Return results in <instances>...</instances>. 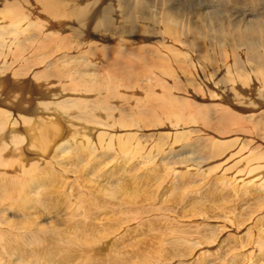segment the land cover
<instances>
[{
    "label": "bare ground",
    "instance_id": "1",
    "mask_svg": "<svg viewBox=\"0 0 264 264\" xmlns=\"http://www.w3.org/2000/svg\"><path fill=\"white\" fill-rule=\"evenodd\" d=\"M157 2V0H0V251L3 253L0 254V264H133L135 260L138 263L142 262L141 264H164L167 259L171 262L177 256L192 255L197 246L217 240V232L223 227L225 229L227 223H240L243 201L249 203L251 209L246 217L257 213L255 209H258L261 212L257 213L255 223L262 222L264 226V149H257L261 143L249 146L253 141H242L243 138L238 134L245 131L248 122L245 124L242 119L244 116L233 113L229 111L230 109L223 110L224 105L219 106L222 107L220 110L225 111L222 118L218 120L214 118L216 121L214 122L220 121L221 130L217 132L220 135H227L219 136L220 138L216 140L213 136L214 139L209 142L210 151L213 157L217 158L216 156L219 157L221 154H228V149L233 147L232 150L238 148L236 152H241L243 156L234 160L232 170H229L230 167L223 169L230 178L226 180L212 178L215 182L213 181L209 187L210 195L206 200L196 195L192 198L191 207L184 209L182 195L185 193L175 192L169 202L163 194L158 196L164 205L163 207L160 205L162 207L160 209L158 205V208L146 205L145 202L151 201L152 185L161 175L145 170L141 173L144 161H139L135 165L129 164L127 167L131 152L136 150L134 145L139 147L138 152L144 150L140 143L141 139L138 138L140 142L134 141L140 127L146 126L147 129L148 125H160L162 122L164 124L166 120L165 123H169L175 129L179 126L184 128L188 123L198 122L197 115H207L205 111L207 105L193 110L191 109L193 103L190 105L188 101L180 102L179 96L176 99L170 92L175 85H168L169 83L164 81L165 76L168 78H171L169 75L177 78L179 76L181 78L179 80L185 81L186 86L192 91L197 89L203 93L210 87L213 92L211 91V95L207 97L214 96L213 93L219 91H215L217 82L208 84L205 80L207 84L203 83L199 76L197 78L198 74L196 77L191 76L193 69L190 70V67L189 70L186 69L184 60L190 65L192 61L194 62L187 58L190 54L189 44L187 40L177 36L178 34L175 35L176 29L173 21L169 20L167 11L161 10V6L156 7L158 9L153 8ZM192 31L194 32V29ZM249 32L246 31L242 36ZM172 35L176 36L177 46L169 43V40L173 39ZM253 35L251 37L256 34ZM201 50L200 56L205 53L202 51L200 54ZM210 51L208 52L212 55V50ZM190 52L194 55L191 49ZM182 57L185 59L182 60ZM211 61L208 62L211 64ZM198 63L196 62L200 68ZM225 63L224 66H227V62ZM173 64L174 66L176 64L175 69ZM263 64L259 62L249 67L246 61V66L249 67L247 72L243 66L245 73H237L238 68L237 70L233 68L236 71L230 69L227 71L228 74L224 73L227 77L225 86L231 94L226 92L229 94L228 98L232 96L231 102L241 103L250 92L264 91ZM193 67L196 69V65ZM211 74L216 76L214 73ZM173 78L172 76L171 79ZM195 78L200 82L195 84L197 82ZM189 94L194 96L193 93ZM220 94L223 92L219 93V99L224 98L220 97L222 96ZM185 105L191 106L190 109ZM154 109L164 113L166 111V118H160L157 114L159 112L154 113ZM208 116L207 119H210ZM261 119L264 123L263 117ZM254 122L259 125L256 119ZM209 124L207 122L206 125L211 128ZM130 129L133 131L129 132ZM262 130L260 133H264ZM175 131L173 130L172 136L176 139L172 141L176 144L187 135ZM169 134L166 132L163 137L164 135L169 137ZM245 134L252 136L246 132ZM216 135L218 137V134ZM255 137L261 140L259 136ZM160 138L162 137L157 138L159 142ZM192 139H189L190 142ZM184 142L186 141L182 143ZM149 145L151 147L153 144ZM229 154L231 156L228 157L235 156ZM108 156L111 158L106 161ZM109 161L112 162L111 165L116 166V170L122 172L118 170L116 172L110 165L104 170ZM217 165L211 166L210 169ZM101 169L103 171L99 174ZM178 169L180 170L179 167ZM131 170H137L139 175L134 176L137 173L134 172L133 175ZM182 171L184 170L179 172ZM71 172H77V175L69 181L67 174ZM115 175L119 179L112 183L111 177ZM206 176L208 177L207 174ZM100 178L103 180L100 181ZM165 178L167 179L166 176ZM73 180L80 188H77L72 199L67 200L66 190L71 189ZM188 181L189 178L187 181L186 178L183 180L185 183ZM183 182L181 179L180 184L187 185ZM193 182L196 184L194 179ZM184 185L182 187L186 188ZM187 188L182 189L187 191ZM7 210L19 213L20 218L18 216L13 218L16 213L6 216L9 212ZM170 213L178 217L200 216L205 219H219L221 224L214 227L217 229L202 227L200 224L186 232L183 226L175 221L177 218L170 217ZM49 214L55 215L56 219L45 222L39 220L41 216L46 217ZM157 214L162 215L156 216ZM132 223L134 225L131 226ZM240 226L242 225L237 228ZM263 226L259 228L256 226L259 232L264 233ZM251 227L252 225L250 229ZM131 230L137 231V234L142 231V237L134 236L135 241L131 239V242L128 241L127 235ZM186 234H194L195 237L192 236L191 239L184 237ZM169 237L172 239L165 240ZM253 240L254 247L250 249H244L249 240L239 244V248L233 246V249L239 251V254L233 256L234 259L250 256L252 252L256 255L254 258L259 259L260 253H264V235L260 233ZM196 253L203 255L205 252ZM4 254L6 259H3Z\"/></svg>",
    "mask_w": 264,
    "mask_h": 264
},
{
    "label": "rangeland",
    "instance_id": "2",
    "mask_svg": "<svg viewBox=\"0 0 264 264\" xmlns=\"http://www.w3.org/2000/svg\"><path fill=\"white\" fill-rule=\"evenodd\" d=\"M102 1H104V0H102ZM157 1H158L157 2L158 4L155 5V6H153V8H156L158 6H161V10H163L164 12L167 11L166 14L167 15L169 14L168 15L170 17L169 20L171 19V22L173 21L172 22L173 23V26L176 29V34L175 35L178 34L177 36H179V37L181 36L182 39L187 40V44H189L188 47H190V48H189V51L188 52L190 54L187 55V58H189V59L191 58V61L194 60V62L192 61V63H191L192 65H190V63L187 64L185 62L186 60H184L185 58L183 59V57H182L181 59L184 60V66L185 67L187 66L186 69L189 70V67H190V70L193 69V75H191V76L192 77H196V74H198L197 75V78L200 77L199 80H201V82H203V83H206L207 84V82H208V84H209V82H210V84H213L214 81L217 82L218 85L216 84L217 86H216L215 91L216 90H219V91H217L218 93L217 92L216 93L215 92L213 93L214 96L217 95V97H214V96L207 97L210 93L213 92V90L210 87H208L206 91H203V93H202V91L199 92L197 89L194 90V91H192V90H190L186 86L187 83L185 81L179 80V79H181V78H179V76L177 78L176 76L172 75L175 78V79L173 78L174 80L171 79L172 76H170V75H169V77H171V78H168V76H165L164 81H166V83H169L168 85H170V86H172L173 84L175 86L177 85L176 87L173 85L174 87H172L170 89V92L173 93L172 95L175 96L176 99L179 96L178 98L180 99V102H182V101H188V103L190 105H192V103H193V105H192L193 108L190 106L191 109H193V110H195L197 107H200V106L205 107L207 105L206 107H208L209 103L212 105V107L210 108L211 105H209V108L208 109H206V107H205V111L207 113L206 116L204 115L205 117L204 116H201V115H197V119L196 120L198 122H196V121H195V123L191 122L192 124L191 123H188V124H186V127H184V128H182L181 126H179L176 129L174 127H171L169 125V123H165L166 120L164 118H166V113L167 112L165 111V113H164V111H159V110L155 111V109H156L155 108L154 109V111H155L154 113L159 112L157 114L159 115L160 118L161 117H164L163 118V121L165 120V122H164V124L162 122V124H160V125H157L156 124L155 126H154V124H153V126H149L148 125L149 127L147 126V129H146V126L145 127H140L141 129L138 128L141 131L139 130V131L136 132V135L139 136V137H135L136 136L135 135L134 136V141L137 140L138 142H140L139 139H141V142L140 143H142V147H143L144 150H141V151L138 152V150H139L138 148L139 147L137 148V146H135L136 145L135 144L134 145V148L136 147V150L135 151H137V152H135L134 150L131 152V154H130L131 159H130V161L127 162V164H128L127 167L130 166L129 164L135 165L139 161H144V164L142 165V168L140 170L141 173H142V170H145V171H148L149 173H152V174H154V173L157 172L158 175H161L156 180V183L158 185L155 182L153 183V185H152L153 187L151 188V192H152L151 198L152 199L150 198V200H151V201H149L150 203L149 202H145L146 205H150V206L155 207V208H158V206H159L158 209H160L164 205H162V202H161L162 199H161V201L158 199L159 198L158 197L159 195L163 194V197L166 198V200L169 202L170 198L173 197V195L175 194V192L176 193L177 192H181L182 194L185 193L184 196L182 195V200L184 201L183 203H185V205L183 204L185 206L184 209H186V208H190L191 207L190 204H191L192 198L194 196H196V195L201 196V198H203L204 200H206L208 198V196L210 195V193H209V187H211L212 186V183L215 182L214 181L215 178H217L215 180H218V179L226 180L227 178H230V176L226 172H224L223 169L226 168V167L227 168L230 167L229 170H232L234 168L233 167L234 160L237 159V158H239L241 155L243 156V154H241V152H238V153L236 152V150L238 148L235 149V150H232L233 147L232 148L230 147L228 149L229 150L228 151V154L225 153V155L221 154L219 157L216 156L218 159L215 158V157H213L212 152L210 151V143L209 142H211L212 139L215 138V140H216V139L220 138L219 136H223V135L225 136V135H227V134L220 135L218 133L219 132V129H220L219 126H221L219 124L220 121H217V123H218L217 124V123H215L216 121L214 120V118H216V120L222 118V116H223V114L225 112V111L223 112V110H226L227 111V110L230 109L229 111H231L233 113L236 112L237 114H239L241 116H244L242 118L243 121H244V123L245 124H246V122H248V123H247V125L244 124L246 126L244 128L245 131L239 130L243 134L240 133L238 135L240 136V138H243L242 141H244V140H250V141H253L254 142V143L253 142L252 143L250 142L249 143V146H251V145L252 146H256L257 144H260L261 143L259 145V148H257V149H260V148H261V150H262V148L264 149V141H263L264 140V133H260L261 132L260 130H262L264 128V126L262 125L264 123H263V121L261 119L263 117V120H264V104H263V102H264V94H263L264 91L262 93L252 91V92H250V94H248L243 99V101L241 103H239V102L238 103H233V101L231 102V97L232 96H230V98H228L229 97V94H231V93H230L229 89L227 88V86H225V79L227 77H226V75H224L225 72L228 74L227 71H229L230 69H231V71L232 70L236 71L237 68H238L237 73H239V72L245 73L244 71L246 70V72H247L248 68L251 67V66H253V64L254 65H257V64H259V62L260 63L261 62L264 63V58H263L264 57V54H263L264 52H262V51H264V0H157ZM156 9H158V8H156ZM197 17H199V18H197ZM178 22H181V23H178ZM176 23H177V26H176ZM181 25H183V26H181ZM245 27H247V30H245ZM193 29H194V32L192 31ZM259 29H260V31H259ZM177 30H179V31H177ZM255 30H257L259 32L255 31ZM196 31L197 32H200V33L197 34ZM246 31L249 32V33H246L244 36H242ZM179 32H181V33H179ZM183 33H186V34H183ZM253 33H254V35L256 34L255 35L256 37L253 35ZM114 34H116V33L114 32ZM189 34H193V35L191 36ZM175 35L174 36L172 35L173 39H170L171 41L169 40V43H174L177 46V43L178 42L175 39L176 38ZM251 35H253L254 37H251ZM257 35H258V37H257ZM194 36H197V37H194ZM189 37H191V38L189 39ZM192 37L195 38L196 40L195 39L193 40ZM204 37H206V38H204ZM199 41H202V43H200ZM254 41H256V43H258L259 46H258V44L254 43ZM207 43H208V45H207ZM194 44L197 45V46H194ZM199 47H201L202 50ZM208 47L209 48L211 47L210 50H212V53H213L212 55L209 53L211 51L208 50L209 49ZM247 47H249V48H247ZM251 47H252L253 50H255L254 52L252 51ZM195 48H197V50ZM223 48H224V51H222ZM190 49L194 52V55L191 54L192 52H190ZM199 49L201 50L200 54L205 51V53L201 54V56L199 55V51H200ZM249 49H250V51H247ZM233 51H234V54H233ZM245 53H247V54H245ZM248 53L250 55H248ZM258 53H259V55H258ZM205 54H206V56H205ZM252 54H254V55H252ZM193 56H196V57H193ZM211 56H213V58ZM192 57H193V59H192ZM207 57L209 59L212 58V59H210V60H212L211 61V64L214 63V62L215 63H219L220 65H222V67H219L220 65L214 63L212 65V68H210V65L211 64H210V62H208L210 60H208ZM239 57H240V59H239ZM199 58L200 59L202 58L203 61L200 60ZM261 58H263V61H261ZM226 59H228V60H226ZM245 59L247 61V65L250 62L249 65H248L249 67L246 66ZM258 59H260V61H258ZM252 60H253V62H252ZM224 61L227 62V66H224V64L226 65V63ZM236 61L237 62H240L241 64L240 63L239 64L236 63ZM254 61H257V62L254 63ZM196 62L197 63L200 62V63L203 64L202 65V64H199L198 63L201 66L200 67L201 70H200L199 66L196 64ZM203 62H205L206 64H208V66L205 63H203ZM180 63L183 64L182 61ZM228 63L229 64H232V65H230L231 67L228 65ZM194 65H196V69H194L195 68V67H193ZM214 65H216V67ZM238 65H241V66L238 67ZM172 66L174 67V69L176 68L175 67L176 64H175V66H174V64ZM217 66H218V68H217ZM243 66L244 67L246 66V67L244 68ZM173 67H172V69H173ZM191 67H193V68H191ZM242 67H243L244 71H243ZM263 67H264V64H263ZM233 68H235L236 70L233 69ZM239 68H241V69H239ZM203 71H205V73ZM210 72L211 73H214L216 76L212 75ZM201 73H203V74H201ZM194 74H195V76H194ZM210 74H211V76H210ZM205 76L208 77V78H206ZM197 78H195V81H197L195 84H197V83L200 82V81L198 82V79ZM169 79H170V81H169ZM175 81H177L178 83H176ZM211 81H212V83H211ZM181 82L182 83L184 82V83L182 84ZM222 85L226 89H224V87ZM219 86H222V87H219ZM217 87H218V89H217ZM177 88H180V90L177 89ZM220 88H222V91H220ZM182 91H186V92H182ZM179 92L182 93V95ZM222 92H223V94H220V95H222L220 97H224V98L219 99V93H222ZM183 93H186V94L187 93L188 94L189 93H191V94L193 93L194 96L192 97L190 94L189 95L188 94L187 95H183ZM196 95H201V96H196ZM183 96H185V97H183ZM190 97H192V99ZM195 97L196 98L199 97V99L197 100ZM225 97L227 99H225ZM193 98H195L196 100L193 99ZM216 100L220 103V105H219L218 102H216ZM204 101L205 102L207 101L206 102L207 104ZM209 101H211V102H209ZM213 101H215V102L213 103ZM197 102H200V104L197 103ZM194 103H196V105H194ZM252 103H254V105H251ZM260 103H262V104H260ZM189 104H187V105H189ZM201 104H204V105H201ZM243 104H245L246 106L243 105ZM187 105H185V106H187ZM214 105H216L215 108H214ZM222 105H224V106H222ZM219 106H222L223 107V110H220L219 108H222V107H219ZM187 107H186V109H188V108L190 109V107H188V108ZM227 107H228V109H227ZM212 109L215 110L214 111L215 114H214V112H213ZM234 109H236V110H234ZM250 109H252V110H250ZM249 110L251 112H249ZM217 111H219V113H217ZM220 111H222L223 113L220 112ZM252 111H253V113H252ZM248 112H249V115H248ZM160 113H162V114H160ZM251 113H252V115H251ZM209 114L210 115L211 114H214V115H211V117H210ZM255 114H256V116H255ZM215 115H216V117H215ZM207 116L210 117V119H207ZM202 117H204V118H202ZM250 117H252V119H250ZM245 119H247L248 121L247 120L245 121ZM254 119H256V122L257 123L259 122L260 127H258L259 125L254 122ZM258 119L259 120L261 119L262 122L259 121ZM209 120L212 121V122H210ZM204 121H205V123H204ZM206 121L208 122V124L209 123H212V124H209V126L211 128L207 127L208 125H206L207 124ZM251 121H252V123H251ZM213 122H214V124H213ZM161 125H164V127H162ZM201 125H202V129H201ZM249 125L252 126V127H249ZM254 125H255V127H254ZM212 126H215L216 128L213 129ZM158 127H159V129H158ZM134 128L135 127L133 126L132 129H134ZM153 128H155V129H153ZM164 128H166V130ZM207 128H208V132H207ZM253 128L255 130H253ZM132 129H130L128 131L131 132ZM172 129L174 131L176 130L177 131V132L175 131L176 133L184 132L185 135L188 136V137L185 136V138L188 140V142H187V140L185 138H183V139H181L182 141L181 142L180 141L177 142L178 145H176L177 143L175 144V141H172V139H174V140L176 139L175 136H172L174 134ZM189 129H192V130L190 131ZM263 130H262V132H263ZM165 131L170 133L169 134L171 136V137L169 136L170 138L167 136L168 133H167V135H164V137H163V134H166ZM170 131H172V132H170ZM188 131L191 132L192 134H190ZM250 131L253 132V133H251ZM254 131H255V133H254ZM211 132L213 134H211ZM245 132L246 133H249V134L251 133L252 136H248V134L246 135ZM160 133H161V135H160ZM187 133L191 136V138H193L191 140V142L189 140L191 138H189V135ZM216 134H218V137H217ZM233 134L234 133L232 132L231 133V136H233ZM156 135H157V137H156ZM158 135L162 137V138H160V142H159V139H157L159 137ZM213 136H214V138H213ZM255 136H259V138L261 140L257 139V137H255ZM204 137H205V139H204ZM146 139H147V141H146ZM169 140L171 142H169ZM178 140L179 139H177V141ZM183 141H186V142L182 143ZM148 142L150 144L152 143L153 145H151V147H150V145H149ZM158 143H161V145H159ZM145 145H146L147 148H149L148 151H147V148L145 147ZM201 145L203 147H200ZM156 147H158V148H156ZM152 148H153V150H155L154 151L155 154H153ZM145 151H147L148 153L145 152ZM209 152H211V154ZM229 153H232V156L233 155H235V156L228 157V156H231ZM133 154H135L136 156L133 155ZM210 155H212V156H210ZM236 155H237V157H236ZM209 156H210V158H209ZM110 158H111V156H108L106 158V161H107V159H110ZM218 161H220V162H218ZM109 162H111V161H109ZM109 162L107 163V166L105 168L102 167V169L104 168V170H105L106 168H109V165L111 166V168H115L116 167L115 165H111L112 162L111 163H109ZM221 162H223V163L221 164ZM219 163L221 165H217ZM168 165L169 166L170 165H173V166H170L171 168H169ZM214 165H217V166H215L213 169L212 168L210 169V167L211 166H214ZM230 165H232V166H230ZM178 167L180 168V170L178 169ZM166 168H168V170H165ZM102 169L100 170L99 174L102 173L101 172V171H103ZM114 170L117 172L118 169L116 170V168H115ZM129 170H130V168H129ZM175 170L177 172H175ZM181 170H184V171L186 170V171H185V173H183L184 171H182V173H180ZM118 171H120V170H118ZM136 171L137 170H135V171L134 170H131V174L134 175V172H136ZM167 171H169V172L171 171L170 174ZM120 172H122V171H120ZM71 173L73 174V176H72ZM71 173H68L67 174V180H69V181H71L77 175V172H71ZM171 173L173 175H171ZM222 173H224V174H222ZM117 174L120 175L119 172ZM188 174L190 176H188ZM206 174L208 175V177L206 176ZM116 175L113 176V177H111V182L112 183H114L117 179H119L118 177H116ZM138 175L139 174L137 173L134 176L137 177ZM164 175L167 177V179L165 178ZM182 175H183V177H182ZM200 175H201V178H200ZM219 175L222 176V177H220ZM179 176H180V178H179ZM191 176L193 178H190ZM202 176H203V178H202ZM187 177L189 178V181L186 182L187 185H188V188H187V185H184L182 183L180 184V180L182 179V182H183V180L186 178V181H187V179H188ZM212 178H214V179H212ZM193 179H194V181H196V184H195V182H193ZM211 179H212V182H211ZM101 180H103V178H100V181ZM190 180L192 181V183H191ZM183 183H185V182H183ZM71 184H72L71 186L73 188L71 187V189L69 188V189L66 190V193H68V196H66L67 200L72 199V196L76 194L75 191H77V188L78 187L80 188L79 184L77 182H74V180L71 182ZM231 184H233V183H231ZM182 185H184L187 188V191H184L183 190V189H186V188L182 187ZM65 188H66V186H65ZM70 190H72V192ZM182 191H184V192H182ZM154 192H155V194H154ZM232 192H233V190H232ZM69 194H72V195L70 196ZM156 198H157V201H156ZM152 201L155 202V203H153ZM158 202H160V204ZM243 204L241 203V210H242V213L243 214L240 216V218H241V222L240 223H237V222L236 223H227L226 226H225L226 227L225 229L223 227L222 230H220L219 232H217L216 239L218 241L215 240L212 243L202 244V245L197 246L195 248V249H197L196 250L197 252L198 251H204L205 253L203 255H202V253H198L197 254L196 251H194V253L192 255H187V256H182V257H180L181 255L180 256H177L171 262L168 261V259H167L166 261H164L165 262L164 264H197L198 260H199V264H204L203 262H205V264L207 262H208V264H219V263L220 264H222V263L223 264H264V261H263V259H264V253L263 252L260 253V255L261 256L263 255V257H261L259 255L261 259L259 257H258L259 259H257V257L255 259L254 256H256V255L255 254L253 255V252L251 253L252 256L250 255V256L244 257L245 259L242 258L243 256L241 257L242 259H240V257H237V258L234 259V257H233V256L239 254V251H237L238 249L237 250H236V248L233 249V246H238L237 248H239V246H240L239 244H244L245 241L249 240V243L246 244V247L244 246V249H246V248H248V249L253 248L254 247V243H253L254 240L253 239H255V237L258 234H260V233H261V235H264L263 232H259V230H258L259 226L260 227L263 226L262 222H260L258 224L255 223V220L257 218V213H260L261 211H259L258 209L257 210L255 209V211L257 213L250 214L249 216L247 215V217H246V214H249L248 212L249 211L251 212V209H250L249 203H247L246 201H243ZM7 211H9V212L6 213V216L9 215V214L10 215H14L16 213L14 210H7ZM151 212H153V211H151ZM19 215H20L19 213H16L13 218H17V216H18V218H20L21 215L20 216ZM161 215L162 214H160V215L157 214L156 216H161ZM244 216H245V218H244ZM170 217L177 218V219H175V221L177 222V224H180L181 226H183V228L186 230V232L191 231V229H194L196 226H198L200 224H201L200 226H202V227H212L213 229H217V228H214V227L221 224V221L219 219L218 220L217 219L216 220L215 219H205V218H200V216L199 217L198 216L178 217V216H176V214L170 213ZM54 219H56L55 218V215H52V214H49L46 217L45 216H43V217L41 216V218H39V220H42V222H45V220L47 221V220H54ZM252 220L254 222H252ZM229 224L231 225V227H230ZM238 224L239 225L240 224L242 225V226H240L241 228L240 227L237 228V226H239ZM132 225H134V224L132 223L131 226ZM251 225H252V227L250 229V226ZM232 227H234V228L232 229ZM141 234H142V231H140V233L137 234V231H132L131 230V232L129 233V235H127V237H128L127 240L129 239L128 241H130V242H131V240L132 241H135L136 238H134V236L135 237H137V236L142 237ZM237 234H238V238H237ZM244 234L246 235V237H245ZM248 234H250V235H248ZM192 236L195 237L194 234H188V235L186 234V235H184V237H189L190 239L193 238ZM247 236H249V237H247ZM143 237L145 238V236H143ZM243 238L244 239H247V240L244 241ZM169 239H172V237L166 238L165 240H169ZM219 239L220 240H223V241H220ZM240 239H242V240H240ZM128 241H126L125 244H127ZM232 241L235 243V245H234V243H232ZM219 243H220V245H219ZM236 243L238 245H236ZM225 245H227V247ZM219 246H220V248H219ZM240 248L243 249V247H240ZM209 253H210V255H209ZM226 253L228 255L230 253V255L228 256ZM0 254L3 255L2 251H0ZM200 255H202V257ZM206 255H208V257H206ZM225 255L227 256V258H226ZM230 256H232V257H230ZM252 257H253V259H252ZM3 259H6L5 254H4V258ZM217 261H219V262H217ZM235 261L236 262H239V263H235ZM248 262H250V263H248ZM141 263H138L135 260V263H133V264H141Z\"/></svg>",
    "mask_w": 264,
    "mask_h": 264
}]
</instances>
